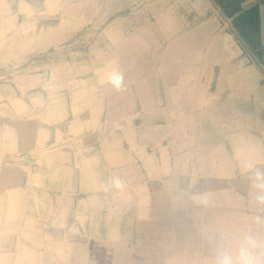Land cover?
<instances>
[{
    "label": "crops",
    "instance_id": "1",
    "mask_svg": "<svg viewBox=\"0 0 264 264\" xmlns=\"http://www.w3.org/2000/svg\"><path fill=\"white\" fill-rule=\"evenodd\" d=\"M121 1L101 53L62 60L59 104L43 80L41 119L0 146L32 217L25 251L0 235L8 264H264V0Z\"/></svg>",
    "mask_w": 264,
    "mask_h": 264
},
{
    "label": "rangeland",
    "instance_id": "2",
    "mask_svg": "<svg viewBox=\"0 0 264 264\" xmlns=\"http://www.w3.org/2000/svg\"><path fill=\"white\" fill-rule=\"evenodd\" d=\"M121 2L85 0L81 2L83 6L66 7L65 0H0V146L3 150L10 146L11 136L31 131L32 127L26 125L28 120L41 119L42 102L36 98L28 100L31 90L37 85L35 90H40L42 81L49 80L50 85L45 88L50 90L49 108L52 109L60 101L55 80L62 60L83 58L82 53H101L108 21L113 16L129 15L136 8L133 5L121 7ZM10 85L14 87L12 91ZM11 94L16 96L12 98ZM39 133L41 142L42 131ZM20 160L25 161L24 155ZM28 171L32 174L31 169ZM0 172V192L7 195L0 205V235L3 241L17 238L16 249L25 251L26 240L31 241L25 224L29 218L31 222L32 217L20 213L24 201L16 205L10 199L11 193L25 192V174L15 167L12 170L3 167ZM38 175L40 169H35L33 176L38 179ZM17 177L18 183L11 186L10 179ZM12 206L17 207V213L11 210ZM53 234L57 233H51L50 237L45 233V238L51 240ZM73 234L65 232L68 244ZM6 248H0V264L10 262ZM13 264L20 263L15 260Z\"/></svg>",
    "mask_w": 264,
    "mask_h": 264
},
{
    "label": "clouds",
    "instance_id": "3",
    "mask_svg": "<svg viewBox=\"0 0 264 264\" xmlns=\"http://www.w3.org/2000/svg\"><path fill=\"white\" fill-rule=\"evenodd\" d=\"M115 83H116L117 85H119V83H120V78H119V77H117V78L115 79ZM220 264H232V262H231L230 259H228V258H224V259L220 262ZM243 264H253V262H252V261H248V260H244V261H243Z\"/></svg>",
    "mask_w": 264,
    "mask_h": 264
},
{
    "label": "bare ground",
    "instance_id": "4",
    "mask_svg": "<svg viewBox=\"0 0 264 264\" xmlns=\"http://www.w3.org/2000/svg\"><path fill=\"white\" fill-rule=\"evenodd\" d=\"M104 247V246H103Z\"/></svg>",
    "mask_w": 264,
    "mask_h": 264
}]
</instances>
